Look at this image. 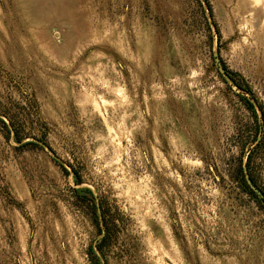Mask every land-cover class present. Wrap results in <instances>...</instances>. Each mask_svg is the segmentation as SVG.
I'll use <instances>...</instances> for the list:
<instances>
[{
    "label": "rangeland",
    "instance_id": "rangeland-1",
    "mask_svg": "<svg viewBox=\"0 0 264 264\" xmlns=\"http://www.w3.org/2000/svg\"><path fill=\"white\" fill-rule=\"evenodd\" d=\"M0 264H264V0H0Z\"/></svg>",
    "mask_w": 264,
    "mask_h": 264
},
{
    "label": "trees",
    "instance_id": "trees-1",
    "mask_svg": "<svg viewBox=\"0 0 264 264\" xmlns=\"http://www.w3.org/2000/svg\"><path fill=\"white\" fill-rule=\"evenodd\" d=\"M250 106L252 107V105L250 104ZM5 126L4 127H6V129H8V130H10L9 129V127H8V125H6V124H4ZM10 134H11V131H10ZM16 140L18 141V142H21V140H22V138L19 136V134L17 133L16 134ZM28 144H34L33 142H28ZM259 145V143L257 144V146ZM245 177H246V174L245 175H243V182H244V185L246 186V187H250V185H249V183H248V180L247 179H245ZM252 177V176H251ZM252 179H253V181H254V178L252 177ZM76 192L77 193H86V194H90L91 196V198L90 199H87L86 197H84V199L86 198L87 199V201H93V202H95V200H94V196H93V193H92V191L91 190H88V189H82V190H76ZM96 215H98V212L96 213ZM100 216V215H99ZM92 254L97 258V255H95V252L92 250Z\"/></svg>",
    "mask_w": 264,
    "mask_h": 264
},
{
    "label": "water",
    "instance_id": "water-1",
    "mask_svg": "<svg viewBox=\"0 0 264 264\" xmlns=\"http://www.w3.org/2000/svg\"><path fill=\"white\" fill-rule=\"evenodd\" d=\"M247 175H248V174H247ZM247 175H246V176H247ZM247 177H248V176H247ZM247 180H248L249 185L252 186V184H251L249 178H248Z\"/></svg>",
    "mask_w": 264,
    "mask_h": 264
}]
</instances>
